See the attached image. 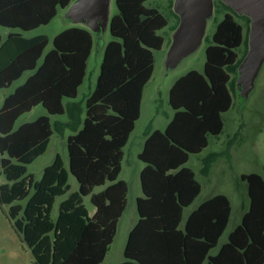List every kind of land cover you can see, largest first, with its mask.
I'll return each mask as SVG.
<instances>
[{
  "label": "trees",
  "instance_id": "1",
  "mask_svg": "<svg viewBox=\"0 0 264 264\" xmlns=\"http://www.w3.org/2000/svg\"><path fill=\"white\" fill-rule=\"evenodd\" d=\"M146 0H115L117 12L110 17L112 38L106 43L97 81L84 109L75 100L83 82L86 62L93 46L92 33L70 26L52 38L23 31L49 23L59 8L71 0H0V25L10 31L0 34V89L10 86L24 72L23 82L8 93L0 106V206L33 255L34 264H100L114 239L118 220L126 207L128 184L119 179L123 147L141 113L145 84L154 69L153 50L164 38L157 32L168 22ZM172 6V1H170ZM223 12L205 48L203 71L190 69L177 77L169 89L173 115L163 130L149 124L138 158L144 163L139 179L142 195L136 198L137 221L118 264H263L264 263V169L242 173L247 183L248 208L215 254L227 227L231 204L218 193L203 201L181 227L183 210L201 190L192 168L185 165L190 154L208 145L210 135L223 129L221 113L232 105L237 68L246 55L236 48L243 42L238 13L222 0L214 2ZM175 16L173 29L179 22ZM245 22L250 17L241 15ZM66 102L64 103V100ZM41 104L48 114H66V120L51 122L41 114L14 128L17 118ZM67 136L68 167L57 153L34 180L27 164L47 149L54 131ZM217 152L202 157L200 172L208 175ZM72 174L78 189L59 202L57 196L70 189ZM96 187L99 190L94 191ZM90 195L92 215L83 203ZM25 200L22 203V200Z\"/></svg>",
  "mask_w": 264,
  "mask_h": 264
},
{
  "label": "rangeland",
  "instance_id": "2",
  "mask_svg": "<svg viewBox=\"0 0 264 264\" xmlns=\"http://www.w3.org/2000/svg\"><path fill=\"white\" fill-rule=\"evenodd\" d=\"M170 1L174 0H146L147 7H156L167 17V24L158 29L164 42L160 49L153 50L154 69L149 81L143 89L141 101V113L135 122V127L130 133L129 139L123 147V158L121 161V171L118 178L123 179L128 184L126 194V207L118 220L117 230L113 241L109 245L107 253L100 264H118L124 260V246L129 228L137 219L136 198L142 194L139 170L144 163L138 158L144 139V130L151 124L161 129L164 128L174 109L169 103V88L175 78L184 74L190 69L203 71L205 62V48L208 39L212 36L218 20L223 16V12L216 13L214 2L216 0L202 1L198 3L197 11L200 15V28L194 34H190L176 52L177 35L173 25L175 16L172 10L180 15L182 5L170 6ZM210 4V5H208ZM59 10L49 23L41 25L34 31H25L24 34L44 33L48 36L49 42L45 49L47 51L52 46L53 36L68 24H82L77 21V15L72 10ZM92 10V11H91ZM117 12L115 0H101L87 13L92 19L95 17L101 23V28L93 31L94 43L87 60V67L83 82L78 88L75 100L80 102L83 109L87 96L95 87L100 70V63L103 58L106 43L112 38L109 31L110 17ZM237 16V20L244 25L243 42L236 48L239 55H242L245 48L249 50L247 59L240 66L239 70L233 74L239 78L235 91L232 92L231 107L222 112L223 129L218 135H210L208 145L199 153L190 154L186 166L193 169L196 178L203 185V193L206 191L223 192L228 195L232 205V218L228 229L239 221L242 213L249 205L247 183L240 178L242 173L257 172L262 174L264 169V36L258 44L250 45L251 24L245 22L244 18ZM181 16V15H180ZM12 29L0 25V34L3 39ZM260 45V46H258ZM254 51V54L251 52ZM174 55V57H173ZM170 56L171 63H168ZM241 72V73H240ZM29 72L23 75L10 86L0 89V106L4 97L10 93L19 83L23 82ZM41 114H47L46 109L37 104L31 110L21 114L15 121L14 128L26 121L34 120ZM50 120H66L67 115L50 114ZM71 130H65L63 134L54 131L50 136L49 144L44 153L37 156L32 162L27 164V174H31L34 180H38L43 173L44 167L50 164L55 155L59 153L64 165L68 167L67 136ZM210 152H217V156L212 161L208 175L200 172L201 159ZM6 156L0 152V159ZM7 179L3 173L0 174V184ZM68 182L70 189L63 195L57 196L53 205L52 218L55 219L58 213L59 202L66 198L68 194L78 189V183L72 174H69ZM96 187L94 191L99 190ZM26 199L21 202L24 203ZM83 203L89 214L94 213L95 206L90 200V195L83 196ZM7 204L0 206V264H34L33 255L27 244L20 239L11 227L5 212ZM227 238V231L223 240Z\"/></svg>",
  "mask_w": 264,
  "mask_h": 264
},
{
  "label": "water",
  "instance_id": "3",
  "mask_svg": "<svg viewBox=\"0 0 264 264\" xmlns=\"http://www.w3.org/2000/svg\"><path fill=\"white\" fill-rule=\"evenodd\" d=\"M205 0H174L172 2L173 7L177 5H182L184 8L183 10H180V15L178 12L174 11L178 14L180 20L178 22V25L175 28L177 39H176V50L175 52L180 49L181 46H185L184 42L187 40V37L192 33L194 34L198 26L200 28V15L199 11H197L198 3ZM210 2V0H208ZM225 4L231 6L237 13L244 14L250 17V26H251V38H250V45L253 42V44H258V42L262 41L264 36V0H222ZM101 0H76L70 7V11L76 13L77 15V21H84L85 18L87 21H89L92 25V30H98L101 28V23L95 19V17L92 19L87 13L88 9L93 8L96 4H100ZM214 4V3H213ZM210 5V4H208ZM67 12V17L69 16V12ZM92 11V10H91ZM85 16H82V15ZM260 46V45H258ZM186 49V46L182 49V51ZM249 50H247L245 57L243 58L242 62L238 66V70L240 66L243 64V62L247 59V56L249 55ZM251 54H254V51L251 52ZM174 57V55H173ZM170 56L168 63H171ZM241 73V72H240ZM241 77V74H240ZM239 77V78H240ZM239 78L236 79V85L238 84Z\"/></svg>",
  "mask_w": 264,
  "mask_h": 264
},
{
  "label": "crops",
  "instance_id": "4",
  "mask_svg": "<svg viewBox=\"0 0 264 264\" xmlns=\"http://www.w3.org/2000/svg\"><path fill=\"white\" fill-rule=\"evenodd\" d=\"M74 2H76V0H71V2L66 6V7H64V8H59L58 9V11L59 10H66V8H69ZM58 15V12H57V14H56V16ZM66 16H67V14H66ZM82 16H85L84 14L82 15ZM84 21H81V23L82 24H68L67 26H63L59 31H61V30H63V29H65V28H67V27H70V26H80V27H84V28H86V29H88L91 33H92V36H93V43H94V34H93V28H92V25H91V23L89 22V21H87L85 18L83 19ZM179 20H180V18H179ZM40 27V26H39ZM39 27H37V28H39ZM37 28H35V29H32V30H29V31H34V30H36ZM11 31H17V30H11ZM58 31V32H59ZM24 32L25 31H23V34H24ZM57 32V33H58ZM37 34H41V33H33V34H31V35H27V34H24V35H26V36H34V35H37ZM93 47V46H92ZM90 56V55H89ZM89 58V57H88ZM88 60V59H87ZM86 67H87V62H86ZM27 72H29L28 73V75H30L31 74V71H27ZM27 75V76H28ZM179 77V76H178ZM176 79V78H175ZM174 79V80H175ZM174 80H173V82H174ZM173 82H172V84H173ZM20 84V83H19ZM171 84V85H172ZM171 87V86H170ZM170 89V88H169ZM168 95H169V93H168ZM66 102V99L64 100V103ZM174 112V111H173ZM48 115H50V114H48ZM172 115H173V113H172ZM50 117V116H49ZM170 118H171V116H170ZM170 118L168 119V121L165 123V125H164V128L166 127V125H167V123L169 122V120H170ZM153 127V129H160V130H163V129H161V128H159V127H157V126H152ZM143 141H144V139H143ZM143 141H142V145H141V149H142V146H143ZM141 151V150H140ZM144 165H142L141 167H140V170L142 169V167H143ZM140 170H139V172H140ZM195 177H196V175H195ZM198 180V179H197ZM199 181V180H198ZM200 182V181H199ZM200 184H201V182H200ZM218 193H223V192H217L216 190H214V191H206V192H204L203 193V185L201 184V190H200V192H199V194L195 197V199L193 200V202L189 205V206H187V207H185L184 208V210H183V219H182V222H181V227H183L184 226V223H185V221H186V219H187V217H188V215L192 212V210H194L195 208H197L203 201H205L206 199H208V198H210V197H212L213 195H216V194H218ZM223 194H225V193H223ZM142 195V194H141ZM227 197H228V195L227 194H225ZM229 198V197H228ZM231 204V203H230ZM93 214V213H92ZM92 214H90V215H92ZM242 216V215H241ZM231 218H232V205H231V213H230V217H229V221H228V224H227V227L225 228V230H224V232L221 234V236H220V238H219V240H218V243H217V245L215 246V247H213V248H211L210 249V254H215L217 251H218V249H219V247L227 240V238H228V235H229V233L231 232V230L237 225V224H239L240 223V221H241V217H240V219H239V221L238 222H236L235 224H233V226H232V228L231 229H228V226H229V224H230V221H231ZM136 221H137V219L135 220V222L132 224V226L136 223ZM131 226V227H132ZM130 227V228H131ZM130 228H129V230H130ZM128 230V231H129ZM227 231V238H226V240H223L222 242H221V239L223 238V235H224V233ZM264 264V263H263Z\"/></svg>",
  "mask_w": 264,
  "mask_h": 264
}]
</instances>
